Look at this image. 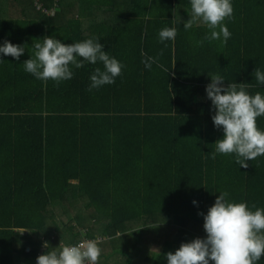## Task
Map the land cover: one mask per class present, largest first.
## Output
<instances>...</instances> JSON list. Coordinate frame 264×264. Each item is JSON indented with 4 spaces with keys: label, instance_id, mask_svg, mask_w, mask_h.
<instances>
[{
    "label": "trees",
    "instance_id": "trees-1",
    "mask_svg": "<svg viewBox=\"0 0 264 264\" xmlns=\"http://www.w3.org/2000/svg\"><path fill=\"white\" fill-rule=\"evenodd\" d=\"M26 1L0 8V44L29 47L19 61L0 57V264H36L45 242L49 251L76 244L81 231L111 238L112 252L100 256L106 260L118 264L124 254L127 264H166L168 252L206 237L200 213L218 192L264 208V155L247 168L232 155L211 157L223 133L205 93L208 73L223 76L225 86L252 84V95L264 90L253 77L264 71V0H232L227 45L199 47L210 31L203 23L185 31L189 0H99L97 10L108 9L98 23L113 25L91 36L71 0ZM164 27L177 29L167 46L158 41ZM52 36L65 44L98 39L124 65L121 75L91 92L89 77L102 64H86L59 84L34 78L20 64L34 38ZM145 55L155 58L151 70ZM257 126L264 130V117ZM72 199H83L79 212L59 214L55 205ZM147 243L159 252L150 255Z\"/></svg>",
    "mask_w": 264,
    "mask_h": 264
},
{
    "label": "clouds",
    "instance_id": "clouds-1",
    "mask_svg": "<svg viewBox=\"0 0 264 264\" xmlns=\"http://www.w3.org/2000/svg\"><path fill=\"white\" fill-rule=\"evenodd\" d=\"M189 4L191 16L183 23L185 31L197 23H203L210 31V35L196 41V46H202L205 41H218L226 46L231 32L224 21L233 18L232 0H189ZM176 35V27H164L158 32V41L167 46L166 42L174 41ZM26 49H29L26 43L13 44L5 40L0 44V57L10 56L19 61ZM30 49V58L20 65L25 72L44 82L52 80L59 84L73 79L74 70L82 69L86 64H102L103 69L94 68L89 77L90 92L114 84L124 67L94 38L71 44L54 36L34 38ZM154 62V57L146 55L142 60L148 70ZM2 63L4 61L0 59ZM208 77L211 82L205 93L215 113L211 120L223 133L222 139L215 142L211 157L232 155L240 168H247L249 161L264 155V130L257 126V118L264 117V90L252 95L248 91L252 84L228 82L225 86L223 76L208 73ZM253 77L258 88L264 85V71L256 68ZM218 193L207 214L200 213L206 237L182 243L174 253L168 252L166 264H259L264 256V208L255 204L249 207L247 202H233L227 191ZM85 235L81 231L82 239L78 243H60L51 251L45 242L43 247L48 251L36 258V264H98L102 252L99 238L86 239Z\"/></svg>",
    "mask_w": 264,
    "mask_h": 264
},
{
    "label": "crops",
    "instance_id": "crops-1",
    "mask_svg": "<svg viewBox=\"0 0 264 264\" xmlns=\"http://www.w3.org/2000/svg\"><path fill=\"white\" fill-rule=\"evenodd\" d=\"M14 0H0V8L1 10H5ZM21 4H28L26 0H20ZM71 4H68L72 11L73 17L84 22V29L86 34L91 35H103L108 34L110 31H107L106 28L113 25V23H98L102 21V17L105 18L104 15L99 13H105L107 9L97 10V6L99 4V0H71ZM107 7V6H106ZM97 13V14H96ZM95 20V22H94ZM121 21V20H120ZM101 24H104L101 26ZM124 23H118V25H122ZM87 34V35H88Z\"/></svg>",
    "mask_w": 264,
    "mask_h": 264
},
{
    "label": "rangeland",
    "instance_id": "rangeland-1",
    "mask_svg": "<svg viewBox=\"0 0 264 264\" xmlns=\"http://www.w3.org/2000/svg\"><path fill=\"white\" fill-rule=\"evenodd\" d=\"M82 200L79 199L77 201V200H73L72 199L71 202L70 201H66V203L56 204L55 205V209L58 211L59 214H63V215L65 213H67V212H72L73 214L75 212L78 213L79 212L78 209L83 206V201ZM65 216H67V215H65ZM170 231H171V229L168 226L165 225L164 226V233H169ZM119 234L121 236L123 234L122 231ZM100 239H101V241L103 240L102 242H99L100 248L102 249V252L101 253L103 255L105 254V255L109 256L108 253L112 252V246L110 244L111 241H108V240H110L111 238H107L105 241H104L103 238H100ZM122 242H123L122 240L117 241L116 242L117 243L116 245L120 248L121 247L120 244H123ZM146 247L148 248V253L150 255H156L159 252V249L156 246H150L147 243L146 244ZM19 258H21V256ZM104 258L105 257H103V258L100 257L98 263L99 264H113V263L117 264L114 261H111V260L109 261V260H106ZM117 261H118V264H127V257H125L124 254H121V255L120 254H117ZM138 262H139V260L137 259L134 264H139Z\"/></svg>",
    "mask_w": 264,
    "mask_h": 264
},
{
    "label": "built area",
    "instance_id": "built-area-1",
    "mask_svg": "<svg viewBox=\"0 0 264 264\" xmlns=\"http://www.w3.org/2000/svg\"><path fill=\"white\" fill-rule=\"evenodd\" d=\"M84 232H85V234H86V231H84ZM97 238H99V242H102V241H103V240L101 241V239H100V238H103V239H104V241L106 240V238H104V237H97ZM97 238H95V239H97Z\"/></svg>",
    "mask_w": 264,
    "mask_h": 264
}]
</instances>
